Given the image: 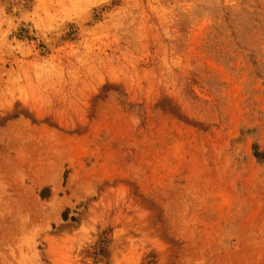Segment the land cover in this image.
<instances>
[{"label": "rangeland", "instance_id": "1", "mask_svg": "<svg viewBox=\"0 0 264 264\" xmlns=\"http://www.w3.org/2000/svg\"><path fill=\"white\" fill-rule=\"evenodd\" d=\"M0 264H264V0H0Z\"/></svg>", "mask_w": 264, "mask_h": 264}, {"label": "bare ground", "instance_id": "2", "mask_svg": "<svg viewBox=\"0 0 264 264\" xmlns=\"http://www.w3.org/2000/svg\"><path fill=\"white\" fill-rule=\"evenodd\" d=\"M48 38H49V37H48ZM48 38H47V39H48ZM50 38H51V37H50ZM47 39L45 40L46 42H45V41L43 42V43H45V45L47 44V42H49V40L47 41ZM51 39H52V38H51ZM51 39H50V40H51ZM53 40H55V39H53ZM42 41H43V39H42ZM51 42H52V41H51ZM51 42H50V43H51ZM52 44H53V43H52ZM49 46H50V45H49Z\"/></svg>", "mask_w": 264, "mask_h": 264}]
</instances>
